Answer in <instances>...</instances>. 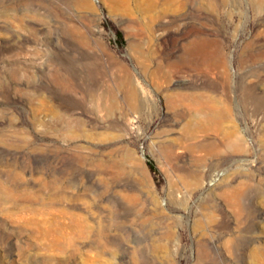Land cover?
Returning <instances> with one entry per match:
<instances>
[{"label":"rangeland","instance_id":"374dc122","mask_svg":"<svg viewBox=\"0 0 264 264\" xmlns=\"http://www.w3.org/2000/svg\"><path fill=\"white\" fill-rule=\"evenodd\" d=\"M176 1L0 0V264H264V0Z\"/></svg>","mask_w":264,"mask_h":264},{"label":"bare ground","instance_id":"6f19581e","mask_svg":"<svg viewBox=\"0 0 264 264\" xmlns=\"http://www.w3.org/2000/svg\"><path fill=\"white\" fill-rule=\"evenodd\" d=\"M51 1V0H49ZM178 1V0H177ZM176 1V2H177ZM43 2V1H42ZM200 18L201 16L199 14H197V18ZM119 81V80H118ZM223 83V82H222ZM224 84V83H223ZM162 86V85H161ZM140 87V86H139ZM224 88V87H222ZM144 90V89H143ZM101 91V90H100ZM125 94L123 95L124 98H127V99H136L138 97V90L137 88L133 85V82L132 81H127L126 82V88H125ZM195 91V90H194ZM204 91V90H203ZM142 92V91H141ZM224 92V91H223ZM107 93V92H106ZM104 94V92L102 93ZM108 95V94H107ZM110 96H112V98H115L117 97L116 94H114L113 92H110L109 93ZM98 97H102V96H99ZM144 97V96H143ZM166 97L168 100H175V99H178V100H182V101H186L189 105H192L196 110H198L199 112H202V113H205V114H208L210 115V119L214 122V121H217L218 118L217 116L215 115L216 113H213L214 112V103L211 98H206L205 96H203V94H196L195 92L194 93H184V92H169L167 91L166 92ZM91 99V98H90ZM118 99V98H117ZM143 99V98H142ZM122 101V100H121ZM215 101V100H214ZM172 102V101H171ZM106 103V102H105ZM119 103V102H118ZM175 103V102H174ZM189 108V107H188ZM226 108V107H225ZM227 109V108H226ZM225 109V110H226ZM217 110V109H216ZM229 110V109H228ZM201 113V115H203ZM220 113V112H219ZM193 114V112H192ZM195 117V116H194ZM202 118V117H201ZM222 118V117H221ZM207 121V120H206ZM194 124V123H192ZM211 124V123H210ZM187 126V125H186ZM185 126V127H186ZM190 127V126H189ZM209 126L207 125V123L204 121V119H200V120H197L196 123H195V127H194V131H201L203 129H207ZM211 128V127H210ZM215 129V127L213 128ZM218 129V128H217ZM185 130V129H184ZM210 130V129H209ZM208 131V130H207ZM186 132V131H185ZM187 132L188 129H187ZM194 134V133H193ZM190 137V136H189ZM163 140V139H162ZM236 146V145H235ZM164 147L168 150V151H172L175 146L173 144V142L171 141H167L166 143H164ZM179 150V149H177ZM180 151V150H179ZM163 152V151H162ZM176 152V151H175ZM171 153V152H170ZM173 156V155H172ZM167 160V159H166ZM167 162V161H166ZM168 163V162H167ZM170 165V163H169Z\"/></svg>","mask_w":264,"mask_h":264},{"label":"trees","instance_id":"16d2710c","mask_svg":"<svg viewBox=\"0 0 264 264\" xmlns=\"http://www.w3.org/2000/svg\"><path fill=\"white\" fill-rule=\"evenodd\" d=\"M148 163H149L150 168H151L152 170H155V166H154V164H153L151 161H149Z\"/></svg>","mask_w":264,"mask_h":264}]
</instances>
